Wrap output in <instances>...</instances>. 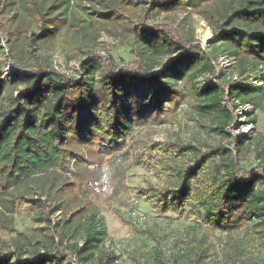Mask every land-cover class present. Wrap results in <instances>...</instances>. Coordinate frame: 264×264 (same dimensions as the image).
<instances>
[{
    "label": "trees",
    "instance_id": "1",
    "mask_svg": "<svg viewBox=\"0 0 264 264\" xmlns=\"http://www.w3.org/2000/svg\"><path fill=\"white\" fill-rule=\"evenodd\" d=\"M177 1L164 0L163 8L181 5ZM190 1L196 7L201 0ZM28 2L39 22L28 52L38 59V47L55 36L58 23L39 0ZM120 3L121 9L95 13L135 32L141 29L146 36L142 50L134 53L136 75L128 71L130 66L107 65L91 52H83L88 57L81 61L77 78L62 75L52 64L34 70L13 67L9 77L3 76L0 59V187L16 189L30 179L57 170L74 173L83 165L102 170L127 156L165 178L163 186L148 181L132 187L158 212L190 213L198 219L197 227L218 229L229 238L246 228L247 237L264 246L263 165L244 171L223 146L182 138L147 142L134 133L184 101L196 114L212 117L209 129L224 138L236 122V106L264 111V88L259 85L264 78V0H224L220 12L207 13L212 25L209 49L183 43L167 26L140 22L136 2ZM152 11L145 8L143 14ZM3 49L0 42V56ZM181 51L186 54L167 72H154L164 57ZM218 53L235 62L231 77L218 73ZM22 198L34 209L32 226L0 236V264H115L116 253L102 247L106 226L94 206L86 203L61 218L63 202L56 195L34 190ZM154 253L167 264L158 248ZM200 259L198 255L199 264Z\"/></svg>",
    "mask_w": 264,
    "mask_h": 264
},
{
    "label": "rangeland",
    "instance_id": "2",
    "mask_svg": "<svg viewBox=\"0 0 264 264\" xmlns=\"http://www.w3.org/2000/svg\"><path fill=\"white\" fill-rule=\"evenodd\" d=\"M131 1L137 3L140 22L151 27L167 26L183 43L209 49L212 25L207 13L216 15L220 12L224 0H201L196 7L190 0H178L181 5L172 9L163 8L164 0ZM39 2L50 17H56L58 26L55 36L38 47V59H33L28 52V43L32 31L39 30V22L28 0H0L3 76L9 77L13 67L34 70L52 64L62 75L77 78L81 61L88 57L83 52H91L105 64H116L119 69L130 66L128 71L134 75L138 73V67L133 63L137 61L134 53L137 48H142L140 44L146 38L141 29L135 32L120 23L101 20L95 13L121 9V0ZM145 8H153V11L144 15ZM69 44L77 49H72ZM184 54L186 51L164 57L154 72H167ZM217 63L220 65L218 73L231 77L235 62L219 54ZM200 80L201 84L205 83V78ZM261 80L259 85L264 88V78ZM235 108L236 122L226 138L209 129L214 124L212 117L196 114L186 101L175 111L168 108L160 121L138 126L135 137L147 142L182 138L199 144L223 146L233 152L244 171L264 166V111L241 104ZM240 140L241 145L236 143ZM240 147L243 150H237ZM74 170V173L57 170L30 179L16 189L0 187V236L14 235L13 230L30 231L34 209L22 196L36 190L56 195L63 202L64 210L59 213L61 218L86 203L94 206L106 226L107 235L102 247L116 253L115 264H163L155 259L157 248L160 258L167 264H199L198 255H201V264H264V246L258 240L248 238L246 228L232 238L218 229L207 232L197 227L198 219L192 214L160 213L138 197L132 187L145 185L148 181L163 186L165 178L132 163L127 156L117 157L102 170L86 165ZM175 258L178 263L173 261Z\"/></svg>",
    "mask_w": 264,
    "mask_h": 264
},
{
    "label": "built area",
    "instance_id": "3",
    "mask_svg": "<svg viewBox=\"0 0 264 264\" xmlns=\"http://www.w3.org/2000/svg\"><path fill=\"white\" fill-rule=\"evenodd\" d=\"M103 191L105 190V188L102 189Z\"/></svg>",
    "mask_w": 264,
    "mask_h": 264
}]
</instances>
